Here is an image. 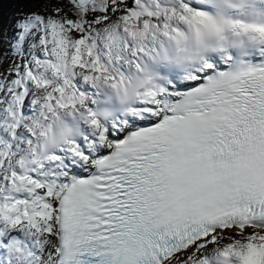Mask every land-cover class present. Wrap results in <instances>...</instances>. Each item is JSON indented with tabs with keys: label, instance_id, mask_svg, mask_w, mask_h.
<instances>
[{
	"label": "snow or ice",
	"instance_id": "obj_1",
	"mask_svg": "<svg viewBox=\"0 0 264 264\" xmlns=\"http://www.w3.org/2000/svg\"><path fill=\"white\" fill-rule=\"evenodd\" d=\"M0 264H264V0H0Z\"/></svg>",
	"mask_w": 264,
	"mask_h": 264
}]
</instances>
